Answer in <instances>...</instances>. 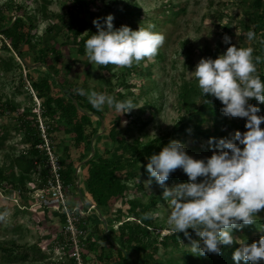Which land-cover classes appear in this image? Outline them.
Instances as JSON below:
<instances>
[{
    "label": "rangeland",
    "instance_id": "rangeland-1",
    "mask_svg": "<svg viewBox=\"0 0 264 264\" xmlns=\"http://www.w3.org/2000/svg\"><path fill=\"white\" fill-rule=\"evenodd\" d=\"M254 1L85 0L76 8L69 0H0V18L31 19L33 23V48L22 47L29 68L12 49L11 41L0 34V138L5 139L0 146V167L9 174L12 158L31 148L16 129L20 117L37 118L43 138L41 100L30 86L31 78L41 79L49 70L57 79L54 95L63 93L60 85L70 88L99 114L90 115L92 126L86 128L89 150L74 148L73 136L63 133L60 119L61 131L52 135V152L59 160L65 159L62 147L70 150L76 181L69 189L67 205L82 211L85 238L70 239L63 230L62 210L38 202L44 185L42 172L48 166L47 160L43 166L37 161L25 191L0 183V264H72L73 259L75 264H212L215 254L208 252L200 259L184 260V252L196 251V238L203 243L216 241L219 248L236 254H264V229L256 237L243 231L228 232L236 226L229 225L230 220L264 222V209L255 213L239 209L264 197V111H246L235 103L221 107L228 120L246 124L243 129L226 131L224 142L197 135L193 127L174 132L179 122L187 120V107L191 112L200 110L202 130L214 126L193 88H216L223 79L230 83L231 94L237 95L238 83H244L247 57L258 50L259 43L264 45V30H258L255 22L264 6L256 10ZM69 19L74 21L75 31H80L78 40L94 32L84 54L78 52L73 31L66 26ZM126 41L128 47L110 48V44ZM229 44L235 47V59L226 52ZM41 49L59 54L50 51L46 59L38 61L36 51ZM237 98L246 102L248 93ZM257 102L264 110V102ZM160 136L176 138L171 158L177 170L171 183L159 176V169L151 170L150 178L141 172L134 179L123 176L126 190L122 199L109 208H97L85 189L86 162L99 155L127 160L128 146L146 145ZM80 154L87 158L80 161ZM9 175L15 180L18 171ZM153 200L157 206L143 215L148 221L146 248L136 250V244H121L122 225L139 224L133 212ZM204 223L210 226L200 229ZM184 227H191L193 238L177 247L159 245L164 236L181 233ZM72 240L79 247L82 243L79 256ZM120 248L126 263L117 256Z\"/></svg>",
    "mask_w": 264,
    "mask_h": 264
},
{
    "label": "trees",
    "instance_id": "trees-1",
    "mask_svg": "<svg viewBox=\"0 0 264 264\" xmlns=\"http://www.w3.org/2000/svg\"><path fill=\"white\" fill-rule=\"evenodd\" d=\"M76 6L81 7L85 0H69ZM253 5L258 10L261 6H264L262 0H255ZM45 10V8H43ZM65 14L61 17L64 19ZM102 21H107L102 18ZM71 22V24L69 23ZM66 24L69 31H73V41L78 46V52L84 54L85 48L89 46L90 39L94 35L91 31L87 36L78 40L80 31H75L74 21L69 19ZM258 30H264V11L257 15ZM110 24V23H109ZM117 27V26H116ZM33 23L31 19H12L7 20L5 17L0 18V34L7 37L11 41L12 49L22 58L26 67L29 68V64L23 59L22 47H32V34ZM129 41L119 42L110 44L111 49H120L123 46L128 47ZM53 52L58 55V51L53 49H41L36 51L38 61L46 59L49 52ZM226 52L231 59L236 58V50L232 44L226 47ZM245 63V74L243 75L244 83H238L237 95H233L230 92V83L225 82L223 79L218 85L214 86H203L201 88H193V92L197 93L203 101L202 111H206L212 116L214 126L211 129L202 130L201 124L203 119L200 117V110L191 112V109L187 107L188 116L186 121L179 122L174 132L177 134L183 132L187 128L193 127L194 133L200 135L206 139L216 137L220 142H224L226 131L232 129H243L246 127L244 122H239L236 119L228 120L223 116L220 111L221 107L230 106L232 103L240 105L245 108L246 111L260 110L264 111L263 107L257 102H264V45L263 42L259 43L258 50L251 52L247 57ZM31 88L36 93V96L41 100V114L40 118L43 120V126L46 138L52 145V150L55 152L53 140V133H59L61 131L60 126H63V133L70 134L73 136L74 148H85L90 149L91 142L88 141L86 135V128L92 126L91 114L99 116L96 109L91 105L85 98L82 97L78 92H74L70 88L67 89L64 86H59L61 94H53V84L57 83V79L54 78L53 74L48 70L41 79H32L29 82ZM188 90L185 92L187 93ZM248 93V99L246 102L239 100ZM75 102L78 106L75 105ZM212 108H211V107ZM232 112V110H231ZM198 113V114H197ZM254 114L256 112H253ZM257 114V113H256ZM255 114V115H256ZM26 116V114H24ZM258 115V114H257ZM63 121V125L58 120ZM116 125L113 126V130L110 132V137H114ZM18 132L24 134L26 142L31 144L25 154L12 158L11 164L8 168L10 173L14 172V169L18 171V177L15 180L9 178V174L6 170L0 167V183H9L11 187L18 190L19 192L25 191L26 182L31 179V174L36 167L38 161L40 166H43L47 160L45 156L46 152L44 148H38L39 145L44 146V139L41 137V128L37 118L31 120L20 117L19 123L16 126ZM221 129V130H219ZM59 131V132H57ZM259 139L262 138L261 132L258 133ZM4 138H0V146L4 144ZM176 138L173 136H160L153 139L149 144L140 145L138 143L128 146L129 148V159L127 160H111L105 156H97L96 158L89 159L86 162V177H85V189L90 196L94 205L101 208H109L115 202L122 199L123 194L126 190V184L123 182L122 177L128 179H134L138 172L145 174L150 178V171L159 169V176L171 183L175 177L177 165L171 158V151L175 144ZM248 148H252V143L249 144ZM62 153L65 154V159L60 160L62 165L61 177L66 186H74L76 181L74 163L71 161V154L68 147H62ZM44 158V159H41ZM87 158V155L80 154L79 160L83 161ZM252 157L251 159H253ZM43 181L47 176V172H42ZM186 176V175H185ZM16 184H15V182ZM157 206V201L153 200L145 207H139L138 211L133 212L134 217L139 221V224L125 223L122 225L119 231V241L125 245L126 242L136 244V250H143L146 248L145 240L148 237V232L145 229L148 226V221L143 219V215L151 208ZM242 213H255L264 209V197L257 199L255 204L246 203L239 207ZM224 220L228 219L222 217ZM234 223V228H228V232L237 234L239 231L246 232L248 235L258 236V231L264 229V222H247L245 220H230L229 225ZM209 223L200 225V229H206L209 227ZM230 227V226H229ZM193 238V232L191 227H184L183 232L174 233L164 236L160 241L159 245L167 249L170 246L177 247L185 239ZM157 240H154L156 242ZM196 251L195 252H184V260L188 259H200L204 252L214 253V258L210 259L212 264H264V254L260 252L254 255H247L246 252L236 254L233 250L225 247L219 248L216 241L202 242L200 239L194 240ZM138 244L140 246H138ZM3 251H9L3 248ZM117 256L121 258V262L126 263L124 257V250L120 248L117 252ZM102 259V257H100ZM75 260H72V264H75ZM155 264V263H149Z\"/></svg>",
    "mask_w": 264,
    "mask_h": 264
},
{
    "label": "built area",
    "instance_id": "built-area-1",
    "mask_svg": "<svg viewBox=\"0 0 264 264\" xmlns=\"http://www.w3.org/2000/svg\"><path fill=\"white\" fill-rule=\"evenodd\" d=\"M42 132L44 133L43 148L45 149L47 156L48 171L43 188L40 189L41 195L38 198V202L45 208H60L62 210L61 215L64 218L65 223L63 230L65 235H68L70 239H72L73 237L78 238L80 236L85 238L86 230L81 227V223H83L81 219L82 216L80 217L82 211L76 210L78 208L72 209L67 205L68 192L70 191L69 189H71V187L65 185L61 177L62 165L60 163V160L57 155L52 152V148L47 141L45 131L43 129ZM90 208L95 210V207L93 206H91ZM76 211H79L78 213L80 214H76ZM72 242L74 248L78 252L77 255L79 256V250L82 246V243L80 242L79 247L77 241L72 240ZM76 261L80 263V260L78 258Z\"/></svg>",
    "mask_w": 264,
    "mask_h": 264
},
{
    "label": "water",
    "instance_id": "water-1",
    "mask_svg": "<svg viewBox=\"0 0 264 264\" xmlns=\"http://www.w3.org/2000/svg\"><path fill=\"white\" fill-rule=\"evenodd\" d=\"M75 105L78 106L76 102H75Z\"/></svg>",
    "mask_w": 264,
    "mask_h": 264
}]
</instances>
